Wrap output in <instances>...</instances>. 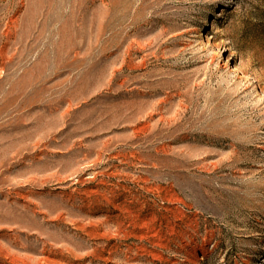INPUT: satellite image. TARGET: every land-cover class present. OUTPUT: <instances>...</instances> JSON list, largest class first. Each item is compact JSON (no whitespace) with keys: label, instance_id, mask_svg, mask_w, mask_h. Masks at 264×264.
<instances>
[{"label":"rangeland","instance_id":"obj_1","mask_svg":"<svg viewBox=\"0 0 264 264\" xmlns=\"http://www.w3.org/2000/svg\"><path fill=\"white\" fill-rule=\"evenodd\" d=\"M0 264H264V0H0Z\"/></svg>","mask_w":264,"mask_h":264}]
</instances>
